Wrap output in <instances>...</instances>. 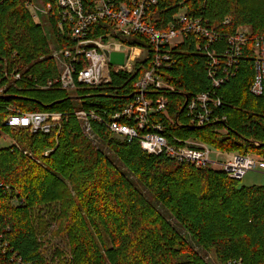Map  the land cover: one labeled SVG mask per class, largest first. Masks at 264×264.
I'll list each match as a JSON object with an SVG mask.
<instances>
[{
  "label": "trees",
  "instance_id": "obj_1",
  "mask_svg": "<svg viewBox=\"0 0 264 264\" xmlns=\"http://www.w3.org/2000/svg\"><path fill=\"white\" fill-rule=\"evenodd\" d=\"M40 2L53 4L54 0ZM88 2L83 0V4ZM26 3L0 0V82L4 87L0 139L13 138L8 146L0 147V244L7 243L5 249L0 246V264H14L12 257L28 264H48L38 252L28 210L58 199L65 180L79 193L84 212L81 215L74 208L78 215L69 226L73 264H206L192 244L213 250L222 263L241 258L244 264H264V185L242 186L223 171L148 154L136 138L114 137L106 125L108 117L131 100L141 68L134 73H112L109 83L79 87L72 94L54 85L36 88L55 78L58 68ZM181 9L218 26L223 36L244 25L256 36L264 33V0H158L146 16L155 29L163 30ZM46 17L58 45L71 47L69 29L58 25L55 9ZM225 18L229 23L223 26ZM107 31L108 24L102 21L92 26L90 36ZM120 41L149 47L144 35ZM172 60L175 63L163 67L161 73L174 90L163 94L169 100L170 115L178 122L168 126L166 135L264 157V145L259 146L264 142V96H255L249 89L253 80L250 53H243L235 74L216 89L221 105L200 128L189 123L185 101L210 88V59L195 48L194 36L189 35L172 50ZM15 72L19 79L11 77ZM77 106L103 117L102 123L92 122V131L183 232L159 215L131 179L85 138L73 114ZM8 107L19 112L59 113L61 118L48 133H30L4 125ZM154 120L166 124L161 115ZM222 128L226 134L218 132ZM45 150H49L47 155ZM13 194L17 205L11 204Z\"/></svg>",
  "mask_w": 264,
  "mask_h": 264
},
{
  "label": "built area",
  "instance_id": "obj_2",
  "mask_svg": "<svg viewBox=\"0 0 264 264\" xmlns=\"http://www.w3.org/2000/svg\"><path fill=\"white\" fill-rule=\"evenodd\" d=\"M157 2L89 0L83 4V0H54L53 4L41 3L38 6L27 0L26 6L36 13L48 15L55 9L58 25L68 27L73 42L71 47L60 48L53 55L58 75L48 80L46 85H36V88L54 85L71 91L79 87H99L110 82L112 73H134L137 67L141 68L131 100L108 117L106 125L112 134L128 140L136 138L141 149L148 154H164L178 162L191 163L196 168L223 171L231 179L241 180L248 171L264 173V157L255 153L225 152L194 139L166 135L168 126H175L178 120L170 115L169 100L163 94L164 91H173L174 87L161 73L163 67L168 69L175 63L172 60L175 46L193 35L195 48L205 52L210 59L208 76L211 86L187 96L185 111L190 124L203 126L221 105L216 89L235 74L245 51L250 53L253 63L250 92L255 96H264V33L256 36L249 26L244 25L223 36L218 26H212L204 17H193L185 11L174 15L166 29L157 30L146 16L148 9ZM102 21L108 24V31L100 36H90L92 26ZM228 23L229 19L225 18L221 25ZM138 34L147 38L149 47L130 46L120 41V38ZM122 49L126 54L124 63H113L111 54ZM146 61L150 63L148 67L143 64ZM4 76L7 77V74ZM11 77L19 79L20 74L15 72ZM3 89L0 82V95ZM8 110L10 113L4 119V125L12 129H27L30 133H48L61 118V114L53 112H19L13 107H8ZM73 114L81 129L87 132L92 131V122L102 123L103 120L99 113L86 108H76ZM156 115H161L167 125L163 121H155ZM0 246L5 249L7 243ZM12 259L14 264H28L21 258ZM224 264L244 263L241 258H232Z\"/></svg>",
  "mask_w": 264,
  "mask_h": 264
},
{
  "label": "rangeland",
  "instance_id": "obj_3",
  "mask_svg": "<svg viewBox=\"0 0 264 264\" xmlns=\"http://www.w3.org/2000/svg\"><path fill=\"white\" fill-rule=\"evenodd\" d=\"M30 3L36 4L38 6L41 5L40 0H30ZM28 9L34 22L39 24L42 28L47 40V49L50 55L53 57L55 52H58L61 47L58 45L56 37L54 36L50 26L51 23H49L46 15L41 14L40 12L36 13V11L30 7H28ZM180 11L184 10L181 9ZM125 58L126 54L124 53L123 49L121 52L111 54V59L113 60V63L116 64L124 63ZM69 92L72 94L74 90H69ZM78 107L79 106H77V108ZM81 131L85 138L90 141L92 146L100 149L115 166H117L124 174H126L129 179H131L135 187L142 192L144 197L159 212V215H162L163 218L172 226H174L179 232H183L171 214L161 207L160 204L156 203L147 190L140 183H138L131 174L127 172L122 164L117 161L118 159L116 156L100 140L95 132H87L82 129ZM218 132L220 134H226L227 129H218ZM10 138L13 139L12 137ZM10 138L3 136V138L0 139V147L8 146L12 142ZM48 153L49 150H45L44 154L47 155ZM64 183L65 189L62 190L58 199L42 201L33 207H30L28 210L29 220H31L30 224L34 229V233L39 243L38 252L48 264H73L70 253L71 231L69 226L74 219L76 220L78 215L77 212L73 211L74 208L79 210V214L83 215L84 213L78 202L77 196L79 193L76 192V189L74 190V187H72L68 180H65ZM239 183L242 186L264 185V173L258 171H248L242 177V179L239 180ZM11 204H18L16 195L11 199ZM192 245L193 250L206 264H224L216 257L213 250H203L195 244Z\"/></svg>",
  "mask_w": 264,
  "mask_h": 264
},
{
  "label": "water",
  "instance_id": "obj_4",
  "mask_svg": "<svg viewBox=\"0 0 264 264\" xmlns=\"http://www.w3.org/2000/svg\"><path fill=\"white\" fill-rule=\"evenodd\" d=\"M182 110H183V107L181 108ZM197 128H200L201 126H196ZM261 145H264V142L263 143H261L259 146H261Z\"/></svg>",
  "mask_w": 264,
  "mask_h": 264
}]
</instances>
